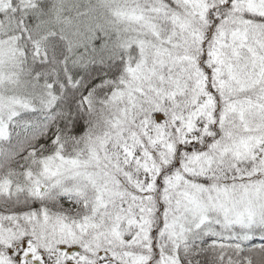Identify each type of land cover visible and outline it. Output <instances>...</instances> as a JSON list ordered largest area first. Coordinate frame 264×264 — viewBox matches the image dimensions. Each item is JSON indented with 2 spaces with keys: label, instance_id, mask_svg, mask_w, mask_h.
Returning a JSON list of instances; mask_svg holds the SVG:
<instances>
[{
  "label": "snow or ice",
  "instance_id": "obj_1",
  "mask_svg": "<svg viewBox=\"0 0 264 264\" xmlns=\"http://www.w3.org/2000/svg\"><path fill=\"white\" fill-rule=\"evenodd\" d=\"M0 264H264V0H0Z\"/></svg>",
  "mask_w": 264,
  "mask_h": 264
}]
</instances>
